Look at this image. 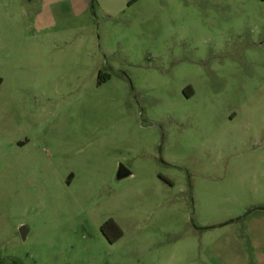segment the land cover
Segmentation results:
<instances>
[{
  "label": "rangeland",
  "instance_id": "374dc122",
  "mask_svg": "<svg viewBox=\"0 0 264 264\" xmlns=\"http://www.w3.org/2000/svg\"><path fill=\"white\" fill-rule=\"evenodd\" d=\"M263 206L264 0H0V264H219Z\"/></svg>",
  "mask_w": 264,
  "mask_h": 264
},
{
  "label": "crops",
  "instance_id": "0c3cea01",
  "mask_svg": "<svg viewBox=\"0 0 264 264\" xmlns=\"http://www.w3.org/2000/svg\"><path fill=\"white\" fill-rule=\"evenodd\" d=\"M261 208L255 210L261 220H245L243 231L228 233L224 242L214 248L213 256L219 264H264V209ZM246 245L251 250L249 255Z\"/></svg>",
  "mask_w": 264,
  "mask_h": 264
},
{
  "label": "water",
  "instance_id": "95a60500",
  "mask_svg": "<svg viewBox=\"0 0 264 264\" xmlns=\"http://www.w3.org/2000/svg\"><path fill=\"white\" fill-rule=\"evenodd\" d=\"M130 177H132L131 171L129 169H127L125 166L119 165L118 170H117L116 175H115L116 182H121V181L126 180ZM20 234H21L22 238L25 239V229L24 228L20 229Z\"/></svg>",
  "mask_w": 264,
  "mask_h": 264
},
{
  "label": "trees",
  "instance_id": "16d2710c",
  "mask_svg": "<svg viewBox=\"0 0 264 264\" xmlns=\"http://www.w3.org/2000/svg\"><path fill=\"white\" fill-rule=\"evenodd\" d=\"M104 82V80H100V83H103ZM261 209H264V207H262ZM105 231V230H104Z\"/></svg>",
  "mask_w": 264,
  "mask_h": 264
},
{
  "label": "flooded vegetation",
  "instance_id": "af4514ba",
  "mask_svg": "<svg viewBox=\"0 0 264 264\" xmlns=\"http://www.w3.org/2000/svg\"><path fill=\"white\" fill-rule=\"evenodd\" d=\"M104 234H106V233H104Z\"/></svg>",
  "mask_w": 264,
  "mask_h": 264
}]
</instances>
